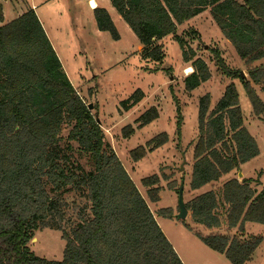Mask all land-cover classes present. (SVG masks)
<instances>
[{
    "label": "trees",
    "instance_id": "16d2710c",
    "mask_svg": "<svg viewBox=\"0 0 264 264\" xmlns=\"http://www.w3.org/2000/svg\"><path fill=\"white\" fill-rule=\"evenodd\" d=\"M142 45L144 59L162 62L161 40L175 35L178 25L207 8L223 35L247 64L264 59V0H109ZM97 27L120 39L115 22L104 7L94 8ZM4 13L0 4V22ZM183 61L193 71L185 78L192 91L211 78L207 62L183 38L176 36ZM229 77H240L255 116L264 114V65L249 70V79L221 62ZM136 90L121 102L128 111L140 103ZM210 94L199 102V137L194 148L190 186L193 190L219 181L256 157L259 147L244 124L235 83L227 85L213 110ZM160 116L151 106L136 119L142 128ZM77 93L37 15L30 8L0 26V264H184L164 234L154 212L105 139L102 123ZM65 126L70 130L63 144ZM181 121L178 122L180 132ZM131 124L123 136L135 133ZM169 141L164 132L132 150L140 161ZM87 154L86 168L74 145ZM251 179L232 178L220 193H202L186 204L195 223L208 229L225 225L246 232V223L264 225V189ZM157 174L142 179L153 203L160 201ZM67 195L85 201L74 221ZM166 210H159L171 218ZM67 225L70 229H67ZM56 229L66 241L61 260L36 255L29 242L38 230ZM198 237L232 264H246L262 237L213 234Z\"/></svg>",
    "mask_w": 264,
    "mask_h": 264
},
{
    "label": "rangeland",
    "instance_id": "374dc122",
    "mask_svg": "<svg viewBox=\"0 0 264 264\" xmlns=\"http://www.w3.org/2000/svg\"><path fill=\"white\" fill-rule=\"evenodd\" d=\"M91 0H0L4 21L7 23L30 8H34L62 63L69 80L77 93L87 104H93L91 111L98 116L109 142L126 168L141 194L147 200L155 218L166 237L174 246L184 264H232L224 254L207 246L197 235H238L242 239L262 237V242L246 264H264V225L256 222L246 224V232L237 228L229 231L225 225L208 229L193 221L191 211L183 220L179 217V195L183 190V201L187 204L196 196L210 190L220 193L223 184L232 178L251 179V186L261 192L264 189V114L255 116L252 104L240 77H229L223 71L221 62L239 74L264 65V59L247 64L236 52L232 43L223 35L214 21L211 9L207 8L196 17L178 25L176 36L183 38L197 56L203 58L211 71L209 81L192 91L186 90L185 78L192 71L190 64L183 61L182 50L175 35L161 40L165 59L154 62L144 59L142 46L109 0H95L100 7H109L115 17L120 39L115 40L110 32L100 31L90 7ZM235 83L239 92L244 124L256 139L260 153L233 170L219 181L209 183L200 189L190 186L195 162L194 148L198 141V114L200 99L211 96L213 110L223 96L227 85ZM261 98L264 93L260 85L253 84ZM144 92L140 103L126 111L121 102L136 90ZM151 106H156L160 116L146 126L139 128L136 119ZM181 121L180 132L178 122ZM131 124L135 133L130 138L123 136V128ZM70 127L65 126L63 144L66 145ZM166 132L169 141L163 146L148 151L140 161H134L132 150L153 137ZM75 154L86 167L92 166L89 156L76 143ZM242 172L240 176L239 173ZM157 174L160 178V201L153 203L147 194L148 188L142 179ZM74 196L67 195L71 221L74 214L84 206L83 199L73 203ZM159 210H166L171 218L164 217ZM67 229L70 226L67 225ZM66 241L62 232L44 228L35 233L29 247L38 256L49 260H61Z\"/></svg>",
    "mask_w": 264,
    "mask_h": 264
},
{
    "label": "water",
    "instance_id": "95a60500",
    "mask_svg": "<svg viewBox=\"0 0 264 264\" xmlns=\"http://www.w3.org/2000/svg\"><path fill=\"white\" fill-rule=\"evenodd\" d=\"M240 74L242 77H244V78L246 77L244 72L241 71ZM92 108H93V104H89V109L91 110ZM97 122L101 123L99 118H97ZM239 175L241 176L242 172H240ZM179 193H180V195H179V207H180L179 217L184 220L188 215V209L186 207V204L183 201V190H182V188L180 189Z\"/></svg>",
    "mask_w": 264,
    "mask_h": 264
},
{
    "label": "crops",
    "instance_id": "0c3cea01",
    "mask_svg": "<svg viewBox=\"0 0 264 264\" xmlns=\"http://www.w3.org/2000/svg\"><path fill=\"white\" fill-rule=\"evenodd\" d=\"M97 5H98V3H97ZM98 7V6H97ZM104 8H106L108 11H109V13H110V15H111V17H112V19H113V21L115 20V17H114V15H113V13H112V11H111V9L109 8V7H104ZM92 9V8H91ZM94 10V9H93ZM115 22V21H114ZM42 23V22H41ZM43 25V24H42ZM44 27V26H43ZM45 29V28H44ZM45 31H46V29H45ZM47 33V32H46ZM121 37V36H120ZM142 46V45H141ZM191 66H189V68H190ZM192 68V67H191ZM191 71H193V68H192V70ZM247 224V223H246Z\"/></svg>",
    "mask_w": 264,
    "mask_h": 264
},
{
    "label": "bare ground",
    "instance_id": "6f19581e",
    "mask_svg": "<svg viewBox=\"0 0 264 264\" xmlns=\"http://www.w3.org/2000/svg\"><path fill=\"white\" fill-rule=\"evenodd\" d=\"M91 3H90V6H91V4L96 8L98 5H97V2L95 1V0H91L90 1ZM190 70H192V68L190 69Z\"/></svg>",
    "mask_w": 264,
    "mask_h": 264
},
{
    "label": "built area",
    "instance_id": "2783aa9c",
    "mask_svg": "<svg viewBox=\"0 0 264 264\" xmlns=\"http://www.w3.org/2000/svg\"><path fill=\"white\" fill-rule=\"evenodd\" d=\"M91 3V2H90ZM92 9H94L95 7L91 4V6H90Z\"/></svg>",
    "mask_w": 264,
    "mask_h": 264
}]
</instances>
